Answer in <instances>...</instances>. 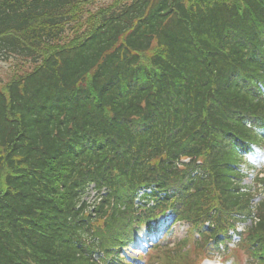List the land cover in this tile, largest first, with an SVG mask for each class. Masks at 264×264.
<instances>
[{
    "label": "trees",
    "instance_id": "obj_1",
    "mask_svg": "<svg viewBox=\"0 0 264 264\" xmlns=\"http://www.w3.org/2000/svg\"><path fill=\"white\" fill-rule=\"evenodd\" d=\"M0 61V264H264V0H0Z\"/></svg>",
    "mask_w": 264,
    "mask_h": 264
},
{
    "label": "rangeland",
    "instance_id": "obj_2",
    "mask_svg": "<svg viewBox=\"0 0 264 264\" xmlns=\"http://www.w3.org/2000/svg\"><path fill=\"white\" fill-rule=\"evenodd\" d=\"M31 68V65L29 63H19L17 64L15 61H0V81L4 85L6 84L14 75L16 74H22L23 72L29 70ZM261 162H264V160H261ZM248 179V178H247ZM247 182V180H245ZM89 201H93L96 198V194L93 190L89 191V194L85 197ZM188 225L183 223H177L173 226L170 239L171 241H177L183 236L186 235V228ZM148 244L147 240L141 241L142 248H146V245ZM229 253L224 256H217L215 259H212L210 261H203L199 264H243L245 262V257L242 255L241 252L228 251ZM129 253V252H128ZM131 254V253H129ZM139 258H142L145 260L147 258V254H145L144 250H136L134 253Z\"/></svg>",
    "mask_w": 264,
    "mask_h": 264
},
{
    "label": "clouds",
    "instance_id": "obj_3",
    "mask_svg": "<svg viewBox=\"0 0 264 264\" xmlns=\"http://www.w3.org/2000/svg\"><path fill=\"white\" fill-rule=\"evenodd\" d=\"M259 148L264 149V145H260ZM244 163H246V165L249 169L247 176L253 175L257 169L264 170V162L254 160V159L250 158L248 155H245L241 164H244ZM242 190L248 191V186H244L242 188Z\"/></svg>",
    "mask_w": 264,
    "mask_h": 264
}]
</instances>
